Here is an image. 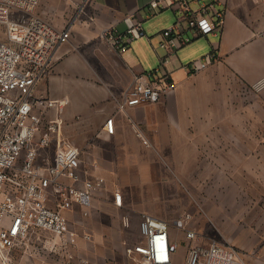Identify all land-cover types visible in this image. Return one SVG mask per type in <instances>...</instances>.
<instances>
[{"label":"crops","instance_id":"crops-1","mask_svg":"<svg viewBox=\"0 0 264 264\" xmlns=\"http://www.w3.org/2000/svg\"><path fill=\"white\" fill-rule=\"evenodd\" d=\"M151 1L41 0L37 8V14L57 28L72 31L70 40L56 50L43 88L50 98L67 101L62 108L66 123L79 118L76 130H82V143H75L83 149L84 166L99 163L106 180L119 182L124 197L137 181L152 184L168 169L180 175L181 168L193 166V153L205 140L204 130H216L210 136L212 149L226 152L233 179L236 168L245 174V169L264 166V0H221L226 8L222 31L196 37L165 64L176 89L157 103L128 106L125 93L135 76L151 72L140 49L147 47V39L152 45L161 43L163 34L155 30L166 17H171L167 24H172L175 14L165 8L148 16ZM129 14L141 20L146 38H136L119 51L103 38L102 30L114 26L125 32L124 17ZM212 50L218 59L206 69L192 73L185 67ZM51 114L57 115L58 110ZM111 117L114 134L105 129ZM144 146L151 152L148 159L138 154ZM106 198L111 202L95 194L87 215L80 205L65 211L74 228L92 236L90 241L79 240L78 254L88 264H108L109 247L117 248L123 236L119 227L111 238L109 217L121 207L114 193ZM131 209L134 232L129 244L133 246L144 238L141 207ZM98 217L104 221L101 229L96 226ZM27 255L16 251L14 260L30 264Z\"/></svg>","mask_w":264,"mask_h":264},{"label":"built area","instance_id":"built-area-1","mask_svg":"<svg viewBox=\"0 0 264 264\" xmlns=\"http://www.w3.org/2000/svg\"><path fill=\"white\" fill-rule=\"evenodd\" d=\"M40 1L0 0V264H17L16 251L52 253L58 264H88L78 247L80 239L90 241L92 236L74 228L65 211L80 205L87 215L106 180L84 166L83 150L72 139L79 118L66 123L62 108L67 101L50 98L43 88L56 50L70 40L72 31L38 15ZM165 8L176 14L175 22L162 31L160 45L166 54L159 68L135 76L125 93L128 106L157 103L173 92L177 83L165 68L169 57L196 37L219 34L225 24L221 0H152L148 16ZM14 12L20 16L14 17ZM124 21L125 32L114 26L102 30L103 38L119 51L145 35L134 14L126 15ZM188 30L191 35L186 34ZM217 59L212 50L185 67L198 73ZM54 109L58 114L51 116ZM105 129L114 134L112 117ZM49 148H53L51 156ZM114 201L123 205L120 191L114 193ZM123 225L130 226L128 216L123 217ZM174 226L184 232L186 241L199 236L189 215L175 220ZM140 231L144 241L128 248L137 264H173L179 242L171 234L170 223L143 212ZM183 264L246 262L235 246L212 239L208 244L190 245Z\"/></svg>","mask_w":264,"mask_h":264},{"label":"rangeland","instance_id":"rangeland-1","mask_svg":"<svg viewBox=\"0 0 264 264\" xmlns=\"http://www.w3.org/2000/svg\"><path fill=\"white\" fill-rule=\"evenodd\" d=\"M13 16L20 14L14 12ZM169 19L171 17H166L167 21L159 24L163 26H157L156 34H161L163 30L169 28L175 22L176 15L172 16V24H167ZM147 42V47L140 49V53L147 61L148 70L153 71L161 66V58L166 52L159 40L156 45H152L148 39ZM81 131L75 130L72 134V139L78 144L82 143ZM212 131L216 130H204L203 145L200 150L193 153L194 165L181 168L180 175L167 168V174L155 183L137 181L131 184L133 187L126 191L121 209L109 217L111 238H114L112 236L114 230L117 234L121 229L123 236L117 248L109 247L111 252L116 248L117 254L113 256V252H110L108 264H137L128 253L133 227L122 225L123 217L128 216L131 220L133 212L131 208L137 206L141 207V213L157 215L170 223L171 233L179 242L173 264L185 262L190 245L205 244L211 238L235 246L242 253L246 264H264V166L245 169V174L242 168L238 171L236 168L233 179L232 168L227 166L226 152L212 149L210 140ZM140 133L138 132L140 139H144L145 136L143 133L141 136ZM47 151L50 156L53 154V148ZM138 154L145 159L151 157L150 149L146 146L140 148ZM88 169L94 174L105 176L97 162L92 163L90 167L88 165ZM118 185L119 182L116 180H106V186L96 194L100 198L105 197L106 202L110 201L106 196L109 197L111 193L119 191ZM187 215L190 216V224L199 232L198 238L192 243L186 241L184 232L174 226L175 220ZM99 219L98 217L96 220L98 228L104 222ZM100 232L102 233L101 230ZM27 256L31 258L30 264L59 263L52 253H31Z\"/></svg>","mask_w":264,"mask_h":264},{"label":"bare ground","instance_id":"bare-ground-1","mask_svg":"<svg viewBox=\"0 0 264 264\" xmlns=\"http://www.w3.org/2000/svg\"><path fill=\"white\" fill-rule=\"evenodd\" d=\"M67 103V102H66Z\"/></svg>","mask_w":264,"mask_h":264}]
</instances>
